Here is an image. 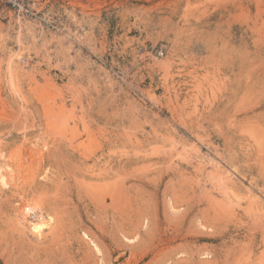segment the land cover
I'll return each instance as SVG.
<instances>
[{
    "label": "rangeland",
    "instance_id": "1",
    "mask_svg": "<svg viewBox=\"0 0 264 264\" xmlns=\"http://www.w3.org/2000/svg\"><path fill=\"white\" fill-rule=\"evenodd\" d=\"M0 95V264H264V0H0Z\"/></svg>",
    "mask_w": 264,
    "mask_h": 264
},
{
    "label": "bare ground",
    "instance_id": "2",
    "mask_svg": "<svg viewBox=\"0 0 264 264\" xmlns=\"http://www.w3.org/2000/svg\"><path fill=\"white\" fill-rule=\"evenodd\" d=\"M10 85L12 86V87H14V88H16L17 87V83L12 79L11 81H10ZM5 97V96H4ZM0 98H2L1 97V95H0ZM1 101L0 102H2L3 104L5 103L2 99H0ZM5 105H6V103H5ZM25 106H27V105H25ZM6 108H7V105H6ZM5 108V109H6ZM21 108H22V106H21ZM44 108L46 109H48V108H51V109H53L54 110V112H57V113H62V112H64V110H65V102H64V100L62 99V98H60V102H58L57 100H54L53 101V108H52V106L49 104V105H46V106H44ZM26 110V109H25ZM5 112H3V113H0V125L1 126H9V125H12V124H15V123H17L18 121H17V117L18 116H16V115H13V113L12 114H10L7 110H4ZM17 121V122H16ZM13 126V125H12ZM4 142V141H3ZM11 146H12V144H10L9 142H4V143H1L0 144V185H2V186H6V187H9V186H11L12 185V183L15 181V175H14V173H13V169H11L10 171L9 170H6L5 169V167H6V165H8L14 158H16V153H17V150H13V149H17L16 147L14 148L13 147V149H12V151L10 152V150L11 149H9V148H11ZM8 149H9V152L10 153H8L7 151H8ZM41 156H44L43 154H40ZM120 174V173H119ZM127 174V173H126ZM125 174V175H126ZM130 174V173H129ZM128 175V174H127ZM134 175V174H133ZM124 176V175H123ZM135 176V175H134ZM114 177V176H113ZM121 177V176H120ZM119 176L117 177H115V178H120ZM127 177V176H126ZM130 177H131V175H130ZM125 178V177H124ZM128 178V177H127ZM135 178V177H134ZM44 179H45V181H44ZM44 179H43V181L42 180H36V179H33L31 182H29L25 187H24V190L26 189V194H27V197H31L32 196V199H28V201L27 202H23V203H21V205H19V206H15V209H14V212H15V218H16V220H17V222L19 223V225H20V228H21V230L22 231H24V232H26V231H28L29 232V234H31L32 236H34L35 238H38V239H40V236H41V234H42V232H43V230H44V228L46 227V226H50L51 225V223H52V219H51V217H50V215H49V213H48V211H47V207L45 206V202H44V198H43V194H41V193H44L42 190H41V188L42 187H44V185H46V183L48 182L47 181V179L44 177ZM126 179V178H125ZM136 179V178H135ZM113 180V179H112ZM121 180V179H120ZM116 181V180H115ZM118 181H119V179H118ZM158 181V180H157ZM123 182H124V180H123ZM123 184V183H122ZM155 184V183H154ZM117 185V184H116ZM121 187V186H120ZM110 189V188H109ZM117 189V188H116ZM140 189V188H139ZM139 189H138V191H139ZM142 189V188H141ZM40 190H41V192H40ZM124 190V189H123ZM128 190V189H127ZM183 190V189H182ZM109 191V190H108ZM114 191V190H113ZM184 191V190H183ZM39 192H40V194H39ZM117 192V191H116ZM114 193V196L113 195H111V198H112V202H114V203H116V201L117 200H119V199H121L122 197L120 196V195H122L123 194V191H121V193L122 194H119L118 195V193ZM118 192L120 193V191L118 190ZM140 192V191H139ZM139 192H137V193H139ZM182 192V191H181ZM186 192V191H185ZM141 193H142V191H141ZM141 193H139V195L141 194ZM145 193V192H144ZM31 194H33V195H31ZM34 194H35V196H34ZM117 195V197H116V195ZM176 194V193H175ZM179 194V193H178ZM186 194V193H185ZM31 195V196H30ZM109 195V194H108ZM124 195V194H123ZM138 195V196H139ZM142 195H145V194H142ZM164 195H165V193H164ZM171 195V194H170ZM23 196V195H22ZM110 196V195H109ZM180 197L181 196H183V195H179ZM178 196V198H177V196L175 197L176 199H180V197ZM119 197V198H118ZM121 197V198H120ZM128 197V196H127ZM127 197H125V199H127ZM140 197V196H139ZM139 197H137V198H139ZM23 198V197H22ZM118 198V199H117ZM123 198H124V196H123ZM122 198V199H123ZM155 198V197H154ZM182 198V197H181ZM27 199V198H26ZM117 199V200H116ZM121 199V200H122ZM136 199V198H135ZM172 199H174V198H172ZM186 199V198H185ZM184 199V200H185ZM24 200V199H23ZM121 200H120V202H121ZM128 200V199H127ZM144 200V199H143ZM142 200V201H143ZM155 200V199H154ZM187 200V199H186ZM24 201H26V200H24ZM141 201V204H143V202ZM178 201V200H177ZM176 201V202H177ZM188 201V200H187ZM129 203H130V201H128ZM140 202V201H139ZM149 202V201H148ZM145 203H146V201H145ZM144 203V204H145ZM180 203H181V201H180ZM188 203V202H187ZM125 204V203H124ZM123 204V205H124ZM177 204V203H176ZM175 204V205H176ZM179 204V203H178ZM114 205H116V204H114ZM122 205V206H123ZM182 205V204H181ZM125 206V205H124ZM151 206H152V204H151ZM177 206V205H176ZM118 207V206H117ZM120 208V207H119ZM149 208H151V207H149ZM155 208V207H154ZM185 208H186V206H185ZM121 209V208H120ZM142 209H143V207H142ZM145 209V208H144ZM151 212H152V210H150ZM154 211V210H153ZM156 211V210H155ZM29 212H36V213H38V219H36L35 221H30V219L28 218V214H29ZM137 212H138V210H137ZM154 212H152V214H153ZM143 214H145V212L143 211ZM143 214L141 215L142 217H144L143 216ZM150 213H148V217L151 215H149ZM156 214V213H155ZM154 214V215H155ZM33 215V217H35V213H33L32 214ZM147 215V214H146ZM145 215V216H146ZM139 218H140V216H139ZM153 219H157V218H154V217H152ZM142 219V218H141ZM144 219V218H143ZM148 219H150V218H148ZM153 219H152V221H153ZM139 220V219H138ZM138 220H136V221H138ZM155 221V220H154ZM148 222L150 223V221L148 220ZM134 223V222H133ZM139 224H140V222H138ZM159 223V222H158ZM143 224V225H142ZM151 224V223H150ZM136 225V224H135ZM134 225V226H135ZM136 226H138V225H136ZM141 226L142 227H140V228H133L134 230H131L132 232H131V234H134V235H132V236H128L127 234H130V232L129 233H125L126 235H125V238H126V240L127 241H129L130 243H134V242H136L135 240L137 239L138 240V238L139 237H141V229L143 228V227H145V228H147L148 227V224H146V221L144 220V223H142L141 222ZM150 227V226H149ZM148 227V228H149ZM159 227V226H158ZM209 228V227H208ZM164 229V228H163ZM152 230V229H151ZM147 231V230H146ZM148 232V231H147ZM153 232V231H152ZM193 233V232H192ZM130 234V235H131ZM189 235H190V233H189ZM189 235H187V236H189ZM152 236H153V234H152ZM169 237H165L166 239H163V237H159L158 236V241H160L159 243H160V245L162 244V245H168V244H170V243H173V242H176V241H178L179 239H184V240H186V241H188V240H190L191 238H189V237H187L186 235H184V233H181L180 231L178 232V231H176L175 233H172V234H170V235H168ZM85 237V236H84ZM132 237V238H131ZM192 240V239H191ZM152 241V240H151ZM193 241V240H192ZM186 243V242H185ZM136 244H138V243H135V246H136ZM157 244V243H156ZM194 244V243H193ZM134 245V244H133ZM125 246H127V244H125ZM155 246V245H154ZM168 246H170V245H168ZM128 247H131V245L129 246L128 245ZM167 248V247H166ZM197 250V249H196ZM202 251H204V250H202ZM202 253V252H201ZM124 255V254H123ZM122 255V256H123ZM155 255V254H154ZM120 257V256H119Z\"/></svg>",
    "mask_w": 264,
    "mask_h": 264
}]
</instances>
